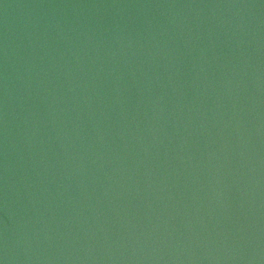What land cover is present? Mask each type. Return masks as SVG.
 Here are the masks:
<instances>
[{
  "label": "water",
  "instance_id": "water-1",
  "mask_svg": "<svg viewBox=\"0 0 264 264\" xmlns=\"http://www.w3.org/2000/svg\"><path fill=\"white\" fill-rule=\"evenodd\" d=\"M0 264H264V0H0Z\"/></svg>",
  "mask_w": 264,
  "mask_h": 264
}]
</instances>
